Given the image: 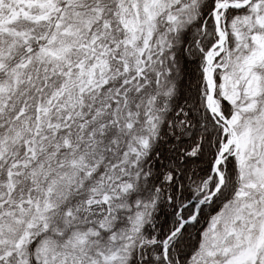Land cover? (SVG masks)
I'll return each instance as SVG.
<instances>
[{
    "label": "snow or ice",
    "instance_id": "obj_1",
    "mask_svg": "<svg viewBox=\"0 0 264 264\" xmlns=\"http://www.w3.org/2000/svg\"><path fill=\"white\" fill-rule=\"evenodd\" d=\"M0 264H264V0H0Z\"/></svg>",
    "mask_w": 264,
    "mask_h": 264
}]
</instances>
